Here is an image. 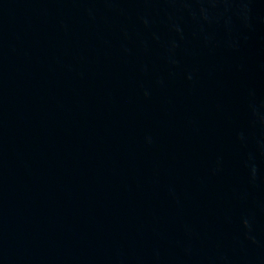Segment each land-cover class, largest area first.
I'll use <instances>...</instances> for the list:
<instances>
[{"label":"water","instance_id":"water-1","mask_svg":"<svg viewBox=\"0 0 264 264\" xmlns=\"http://www.w3.org/2000/svg\"><path fill=\"white\" fill-rule=\"evenodd\" d=\"M0 264H264V0H0Z\"/></svg>","mask_w":264,"mask_h":264}]
</instances>
